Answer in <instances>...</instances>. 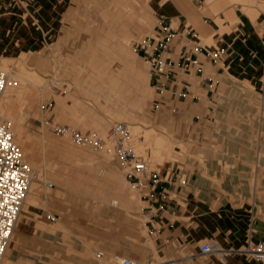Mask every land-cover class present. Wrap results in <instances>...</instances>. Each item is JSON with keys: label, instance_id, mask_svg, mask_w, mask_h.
Here are the masks:
<instances>
[{"label": "rangeland", "instance_id": "374dc122", "mask_svg": "<svg viewBox=\"0 0 264 264\" xmlns=\"http://www.w3.org/2000/svg\"><path fill=\"white\" fill-rule=\"evenodd\" d=\"M142 1L0 0V50L5 46L12 48V53L7 56V60H11L8 61V66L28 76H35L41 84L49 85L44 88L41 101L34 100L31 94H27L32 99V104L29 115L25 118V132L37 145L44 139L47 144L46 152L37 147V153L31 162L30 156L19 146L24 159L34 170L32 181L37 185L39 193L36 206L46 213V218L38 217V220L44 229L62 234L48 264H116V257H126L142 263L150 261L153 264H221L219 259L223 257L224 264H235L230 261L233 253L243 256V259L248 258L247 264H256L253 258L233 249L228 251L230 249L219 243L224 251L209 254V257L200 255L194 249L184 251L182 247H173L172 251L161 250L156 243V234L150 233L145 225L149 219L142 215V209L150 208L147 199L133 190L127 181L124 185L126 194H133L136 198L134 213L130 216L119 209L120 201L116 207L93 202L90 196L93 189L88 191L82 186L74 185L72 190H64L57 188L54 183L52 188H46L45 182L40 180L45 175L47 181H52L50 175L53 171L61 172L65 169L75 182L78 173L91 177L99 168L107 172L114 171L125 178L124 171L114 160L109 147L94 151L76 146L70 138L55 135L51 125L67 124L81 132L92 131L105 137L113 124L124 123L132 145H140L139 154L147 158L149 170L159 174L164 169L169 172L166 183L170 184L173 180L182 186L184 183L181 180L185 182L186 171L193 163L203 165L206 149L213 148L216 143L214 136L219 132V123L207 117L210 113L206 107H200L189 96L185 99L183 96L171 98L169 92L157 88L152 71L150 75V63L138 56L141 54L138 51L140 46L145 45L147 38L155 35L154 25L157 23L154 12L157 0H151L149 7L144 6ZM257 1H231L223 4L234 7L230 11L237 16L239 15L235 10L240 8L239 12L243 15L239 20L224 19L221 24L216 23L219 26L218 34L222 36L224 32H230V26L234 22L247 19L244 7L253 6L252 9L257 10V16L252 20L259 18L254 23V29L258 37L262 38L264 0ZM33 17L39 18V25H36ZM14 30L20 38L18 44L11 41L12 34L9 32ZM213 34L212 31L209 38L200 37V45L209 52L217 47L212 40ZM125 35L128 43L121 42ZM208 39L209 43H206ZM195 44L196 42L191 45ZM130 65H135L138 71L140 69L146 79ZM263 78L264 71L259 79L262 90ZM186 79L190 80L191 77L181 72L180 85L186 83ZM75 81L98 96L92 95L93 93L88 95L74 87L69 89ZM67 83H71L69 88ZM137 86L145 89V97L138 107H130L135 99ZM253 86L244 82L246 92L239 98L246 103V107L231 109L233 117L228 121L233 131L246 134L248 130V137L257 153L263 137L260 125L264 126V95ZM50 87L52 88L47 89ZM65 88L69 91L65 92ZM98 88H102L101 93H98ZM113 90L118 92L117 102L102 99L101 94L108 96ZM73 91L81 98L82 112L75 113L78 107L70 96ZM57 97L63 98L66 103L64 113L56 111ZM15 103L20 105L18 107L21 112L29 108L20 98ZM123 105L135 114V120L126 117ZM17 117L20 118V115ZM250 121L252 123L245 124ZM132 125L138 126V130L130 128ZM148 129L169 137L171 150L168 156L164 152L163 157L154 156L147 143L144 144V133ZM57 149L69 154L62 157L56 153ZM73 153L79 154L83 159L87 156L92 165H77L74 159L77 160L78 156ZM252 170L248 179L250 187L258 189L261 170ZM164 193L167 194L166 191ZM50 216L55 217L52 223ZM20 217L21 215L17 223ZM13 236L15 237V228L6 250L11 247ZM149 240H152L156 251ZM98 252H103L102 259L98 258ZM2 264H5L4 259Z\"/></svg>", "mask_w": 264, "mask_h": 264}, {"label": "crops", "instance_id": "0c3cea01", "mask_svg": "<svg viewBox=\"0 0 264 264\" xmlns=\"http://www.w3.org/2000/svg\"><path fill=\"white\" fill-rule=\"evenodd\" d=\"M150 1L143 0L142 3L149 7ZM223 4L225 3L209 6L207 0H157L154 6L157 19L154 25L155 35L147 38L145 45H141L138 50L141 53L138 56L148 61L149 55L157 54V51H154L158 47L157 40L169 36L168 47L164 52L169 60L167 75H161L155 86L169 92L170 97L174 99L178 98L180 93L185 94L184 99L187 96L191 97V100L200 107H206L210 113L208 118L219 123V132L214 136L216 143L213 148L206 149L203 165L194 163L191 165L186 171L185 182L181 180L183 186L173 180L169 182L170 184L166 183L169 172L162 169L159 173L161 182L146 200L152 211L145 225L150 233L156 234V243L164 251H172L173 247H182L184 251L192 249L199 251V247L206 242L219 243L226 249L239 250L248 238L254 242L264 241V126L260 125L263 137L256 153L248 137V130L246 134L233 131L228 121L233 117L231 109L246 107V103L239 98L246 92L245 81L253 84V87L264 95V90L259 84L264 71V36L259 38L254 29V23H257L259 18L236 21L230 26V32L219 35V26L215 20L224 19L225 13L234 9ZM239 10L240 8L235 12L241 19L243 14ZM33 18L36 25H39V18ZM212 31L214 32L212 40L216 43V48L224 51L222 59L217 63H213L206 55L205 51L209 50L200 45V37H208ZM9 33L14 34L11 37L14 44L20 43L15 30ZM121 42L128 43L127 35ZM194 42L196 44L192 46ZM184 52L201 64L200 74L194 71L186 73L182 70L181 56ZM131 67L138 71L135 65ZM138 72L142 73L145 80L144 73L140 69ZM181 72L191 79H186V83L180 85ZM73 87L88 95L93 93L92 95L98 96L77 81L69 89ZM102 88H98V93H101ZM69 89L65 88V92ZM70 96L78 107L75 113L82 112L81 98L74 91ZM101 97L117 102L116 98L119 96L118 92L113 90L110 95L101 94ZM144 97L145 89L137 86L135 99L130 103V107H138ZM123 100L126 101L125 98ZM55 101L56 111L64 113L67 108L64 99L57 97ZM122 107L127 114L126 117L136 119L135 114L128 110L126 105ZM30 109L31 107L26 109V118ZM249 123L252 122L245 124ZM244 129L247 127L244 126ZM56 153L60 156L69 154L59 149ZM73 154L78 156L77 160L74 159L77 165L85 167L92 165L87 156L83 159L79 154ZM34 156L35 154L30 156L31 162ZM253 163L256 172L259 168L262 174L258 189H252L248 180L253 171ZM103 171L104 175L101 174ZM50 176L52 181L48 182L54 183L57 188L72 190L76 185L88 191L93 189L90 195L93 202L116 207L120 201L119 209L125 215L130 216L134 213L136 198L133 194H126L124 185L127 180L114 171L107 172L99 168L91 177L78 173L75 182L70 179L69 172L65 169L61 172L53 171ZM38 195L37 187L29 195L31 201L26 205L27 209L22 211L21 219L15 226L16 237L9 248L8 264H48L51 260L50 255L56 251L59 236L62 234L42 227L38 217L46 218V213L36 206ZM149 244L156 251L152 240H149ZM243 258L233 253L230 261L235 264L241 262L247 264L248 258Z\"/></svg>", "mask_w": 264, "mask_h": 264}, {"label": "built area", "instance_id": "2783aa9c", "mask_svg": "<svg viewBox=\"0 0 264 264\" xmlns=\"http://www.w3.org/2000/svg\"><path fill=\"white\" fill-rule=\"evenodd\" d=\"M157 41L158 47L154 49L157 54L153 53L148 56L150 70L154 73L155 83H158L161 75H167L166 68L169 64L167 62L169 60L164 54L168 47L169 36ZM223 52V49L218 48L213 49L211 52L205 51L213 63H217V61L222 59ZM181 60L184 72L190 73L194 71L195 73H201V64L195 58H191L187 52L182 53ZM5 83L6 76L0 71V96ZM179 96L184 97L185 94L180 93ZM51 128L55 135L70 138L79 147L91 148L94 151L109 147L114 160L124 171L125 179L130 187L140 193L145 199H148L150 194L156 191L158 184L161 182L159 174L149 170L147 158L135 151L129 131L124 123L113 124L105 137L92 131L81 132L67 124L60 126L51 125ZM31 177L32 170L14 140L11 125L0 114V264H2L17 220L22 212L23 203L29 192ZM46 186L47 188H52L53 184L47 183ZM151 211V208H144L142 209V215L150 219ZM49 219L52 222L55 221L54 216H50ZM217 251H220L219 247L211 242L203 243L199 247V254L202 256ZM240 252L247 253L260 264H264V241L254 242L248 238ZM103 256V252H98V258ZM116 264L153 263L150 261L142 263L125 257Z\"/></svg>", "mask_w": 264, "mask_h": 264}, {"label": "bare ground", "instance_id": "6f19581e", "mask_svg": "<svg viewBox=\"0 0 264 264\" xmlns=\"http://www.w3.org/2000/svg\"><path fill=\"white\" fill-rule=\"evenodd\" d=\"M231 1L247 2V0H207V3L209 4V6H211L213 4L216 5V4L226 3V2H231ZM257 2H255V3H257ZM243 6H244V4L242 3V7ZM252 7H250V6L244 7V11H246L245 17L247 19H254L257 16V10L252 9ZM224 19H228L231 21L239 20L238 16L233 11H227L225 13ZM224 19H216L215 23L221 24V22ZM13 35L14 34H12L11 37H13ZM209 40L210 39H208V41L206 40L207 42L206 41L205 42L209 43ZM11 49H12L11 46H5L0 50V71L3 72V74L6 76V83H5V85L1 91V96H0V114L5 120H7L10 123L11 132L14 136L16 144H18V146L23 148L22 150H24V152L28 156H33L34 154H36L37 150H38L37 147H39L40 150L45 153L46 149H47V144L45 143L44 139L41 140L40 143H38L39 145H37L31 141L30 135H28L25 132V118H26L27 114H26V111L21 112V109L18 107L19 104L16 105L18 102L17 103H15V102L18 101V98H20V100L23 101V104L28 108L32 104V99L41 101L43 99V95H44V88L46 87V85H48V83L47 84H41V83H39V81L37 80V78L35 76L34 77L28 76L24 72L16 71L13 68H10L8 66V61H11V60L10 59L7 60V56L12 53ZM262 84L264 85V78L262 80ZM69 87H70V84H69L68 88ZM27 94H31L32 99ZM17 115L18 116L20 115V118L17 117ZM130 128L134 129V131L138 130V126H136V125H132V127H130ZM132 133H133V131H132ZM144 139H145L144 144L147 143V146L150 147L152 154L154 156H157V157L162 156L163 152H164V154H167V156L169 155V153H170L169 151L171 150V148H170L171 143L169 141V137H167V135L165 136L164 133L163 134L157 133L153 129H148L144 133ZM139 146L136 144L133 146L137 153H139V150H141ZM142 150H143V148H142ZM45 165H48V164L45 162ZM30 168L32 170V177H31L28 195H27V197L23 203V206H22L23 210L27 209L26 205L29 203V201H31L30 198L32 196V195L31 196H29V195L34 191V187L36 186V184H34L32 181L34 170L31 166H30ZM101 174H103V172H101ZM40 180L45 182V185L47 183H50V182L46 181L45 176H42V178ZM45 187H47V186H45ZM35 188H37V187H35ZM216 245L219 247L220 252L224 251L217 243H216ZM242 248L243 247H241V249ZM6 251H8V252L4 254L3 259H4V263L8 264L7 255L9 253V250H6ZM228 251H232V250L230 249ZM235 251L240 252V249L235 250ZM217 252H219V251H217ZM212 253H214V252H212ZM240 253H243V252H240ZM243 254L253 258L251 255H249L247 253H243ZM121 259L122 258H120V257H116V263L118 261H120ZM219 261L221 262V264L223 262L225 263V260L223 257L220 258ZM253 261L256 264H260L258 261L254 260V259H253Z\"/></svg>", "mask_w": 264, "mask_h": 264}]
</instances>
